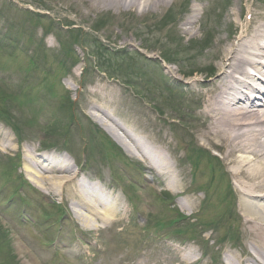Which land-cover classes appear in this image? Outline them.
Wrapping results in <instances>:
<instances>
[{
	"label": "rangeland",
	"instance_id": "1",
	"mask_svg": "<svg viewBox=\"0 0 264 264\" xmlns=\"http://www.w3.org/2000/svg\"><path fill=\"white\" fill-rule=\"evenodd\" d=\"M134 3L121 0L118 8L105 0H0V105H11L10 114L23 125L36 120L23 143L0 120V264H260L252 256L264 250L249 233L222 153L189 132L201 124V92L218 75L221 49L250 31L248 9L258 19L264 0ZM190 15L197 19L184 27ZM96 93L112 100L108 111L127 129L171 149L172 162L183 170L182 191L168 189L94 116L92 102L103 104ZM64 103L74 119L60 112ZM59 123L67 131L59 130V143L48 150L68 152L80 178L111 191L123 214L110 224L92 227L78 218L67 195L72 183L43 187L27 171L26 154H45L44 129ZM107 139L110 153L103 146ZM189 201L194 205L184 208ZM180 211L191 220L157 228V221L169 223ZM212 218L222 232L204 233ZM227 232L238 242L213 246L211 257L203 243Z\"/></svg>",
	"mask_w": 264,
	"mask_h": 264
},
{
	"label": "bare ground",
	"instance_id": "2",
	"mask_svg": "<svg viewBox=\"0 0 264 264\" xmlns=\"http://www.w3.org/2000/svg\"><path fill=\"white\" fill-rule=\"evenodd\" d=\"M105 1L122 7L121 0ZM248 14L253 26L246 35L238 39L232 37L221 49L214 69L218 75L201 92V124L197 131L190 130L189 134L197 143L222 153L223 165L241 194L249 233L264 250V13L257 19V13L250 8ZM196 17L188 16L183 26H192ZM95 95L103 104L97 105V100L92 102L94 116L131 155L145 163L152 175L162 178L168 189L182 191L183 170L172 162L171 149L156 145L148 135L133 127L127 129L108 111L107 107L113 106L112 100L103 94ZM26 157L27 171L39 179L43 187L48 184L52 189H60L72 183L67 195L73 199L78 218L87 225L110 224L123 214L121 203L111 197V191L102 188V183L80 178L76 163L43 158L31 152ZM193 205L192 201L183 202L184 208ZM252 259L264 264V252L256 251Z\"/></svg>",
	"mask_w": 264,
	"mask_h": 264
},
{
	"label": "trees",
	"instance_id": "3",
	"mask_svg": "<svg viewBox=\"0 0 264 264\" xmlns=\"http://www.w3.org/2000/svg\"><path fill=\"white\" fill-rule=\"evenodd\" d=\"M72 31H77V30H72ZM71 51V50H70ZM70 51H68V50H66V52L68 53V54H70V56L69 57H71V53L72 52H70ZM167 58V57H166ZM33 60V62H34V64L35 65H37L38 66V60L37 59H35V57L32 59ZM37 63V64H36ZM102 63H104V62H102ZM59 65H61L62 67H64L65 69L67 68V65L65 64V63H63V62H59ZM45 66H46V64H45ZM105 67L106 68H104L105 70H110V69H112L111 68V66L110 65H105ZM64 69V70H65ZM1 92H3V91H0V96H1ZM17 96H19V95H17V94H11L9 97H10V99L12 100V101H16V102H19L18 100H17ZM8 96H6V97H4V98H1L2 100H3V105L5 104V101H6V99H8L9 98ZM70 106L71 105H69V106H67L66 105V103H64L63 105H61L60 106V112H64V111H66L67 113H69V115H70V117L72 118V119H74L73 117H74V113H73V111L71 110L70 111ZM0 119H2L3 121H5L6 123H8L10 126H12L13 127V129L15 130V132H16V134H17V136H18V138H19V140H21V141H23L24 140V135H25V132L28 130V129H30L33 125H34V121H36L34 118H29V120H27L26 121V123L23 125V121H21V119L16 115V114H10V112H9V110H11V111H13V107H11V105H8L7 103H6V106H1L0 105ZM37 107V106H36ZM33 108L32 109V111H34L35 113H37V111L38 110H42V107H41V104H40V109H37V108ZM72 109V108H71ZM17 109L15 108V111H16ZM5 111H6V113H5ZM66 112H64V113H66ZM38 114V113H37ZM56 125V126H55ZM53 127H55V132H53ZM59 130H63V132H65V131H67V128H66V126H64L62 123H59V124H54V126H48V127H46L45 129H44V131L46 132V136H47V138L44 140L45 141V144H47V145H57V143H59V142H55V141H60V139L59 138H57V132L59 131ZM58 134H60L59 132H58ZM56 135V136H55ZM93 135H94V138H97V129H96V132H94L93 131ZM52 136V137H51ZM54 136V137H53ZM104 137H105V135H104ZM104 141H107V143H105V144H103V146L105 147V148H107L108 150V152H111L112 150H110V149H113L112 147H113V145L110 143V141H108V139L107 140H104ZM231 229V228H230ZM227 234H229V236H232L230 233H228L227 232ZM233 238H234V236H232Z\"/></svg>",
	"mask_w": 264,
	"mask_h": 264
}]
</instances>
